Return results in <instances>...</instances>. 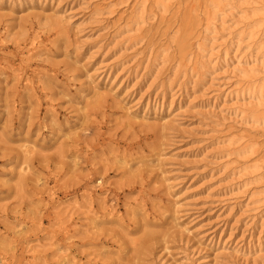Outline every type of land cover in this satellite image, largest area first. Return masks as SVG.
<instances>
[{"label": "rangeland", "instance_id": "374dc122", "mask_svg": "<svg viewBox=\"0 0 264 264\" xmlns=\"http://www.w3.org/2000/svg\"><path fill=\"white\" fill-rule=\"evenodd\" d=\"M259 6L0 0V264H264Z\"/></svg>", "mask_w": 264, "mask_h": 264}, {"label": "bare ground", "instance_id": "6f19581e", "mask_svg": "<svg viewBox=\"0 0 264 264\" xmlns=\"http://www.w3.org/2000/svg\"><path fill=\"white\" fill-rule=\"evenodd\" d=\"M227 3L224 2V0H213L214 5L216 7V12H214L213 15H209V17H207V22L203 21V23H200V35L198 36V41L196 43V46L194 47V49H192L188 54L187 58L185 61H183V64L180 66L179 69H176L175 73H179V75L175 74L176 76L174 77V81L177 79L179 81V83H173L174 85L172 86V88L177 87V86H181L187 83V79H185V77H188L190 75V71H196V68L193 67V65L196 66H200L204 67V64L207 63L209 61L208 56H211V52L213 50V45H210V42L212 39H214V36H211V34H217L219 32L218 30V24L217 22L220 20L219 19V15L220 13H225L227 10L228 5H236L238 4L240 7H242L243 5H249L252 4V0H226ZM261 2V6L257 7L254 9L253 14L251 15V17L256 18L254 22H256L258 25H261V23L264 21V0H260ZM207 24H206V23ZM252 22V23H254ZM226 23V21L222 20L221 21V26H224ZM216 39V38H215ZM179 70V71H178ZM248 70H244V72L246 73ZM196 73H198V71H196ZM251 71H248L247 74H250ZM184 75V76H183ZM192 76V75H191ZM191 76H189L188 78H191ZM182 78V79H181ZM171 88V87H169ZM171 88V89H172ZM252 89V88H251ZM173 90V89H172ZM251 96H255L257 99H260V104L264 105V85L258 86L255 89H252L250 91ZM252 117L258 122V121H263L264 122V114L259 113L258 111H256L254 114H252ZM252 145L250 146H246L242 149V154H248V156L252 155L254 153V151H252ZM250 167H259V163H255L253 165H251ZM259 200H254L252 201V199L250 197L246 198V205L250 206L251 204H254L255 202H258ZM183 264V263H180Z\"/></svg>", "mask_w": 264, "mask_h": 264}]
</instances>
